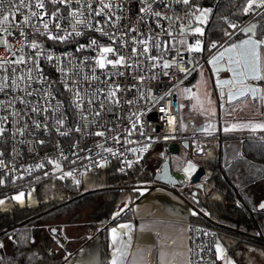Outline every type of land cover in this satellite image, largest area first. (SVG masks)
Returning <instances> with one entry per match:
<instances>
[{"label": "built area", "instance_id": "built-area-1", "mask_svg": "<svg viewBox=\"0 0 264 264\" xmlns=\"http://www.w3.org/2000/svg\"><path fill=\"white\" fill-rule=\"evenodd\" d=\"M31 3V8L20 9L10 27L5 25L12 35L0 33V62L5 59L15 61L22 54L19 51L21 43L26 58L32 57L26 64L0 66V84L4 85L0 90V128L3 129L0 133V161L3 162L0 180L59 178L70 185H82L83 176L91 171L99 174L109 168L129 179L133 171L141 173L144 164L150 160L158 164L155 172L159 171L161 162L170 160L172 167L186 177L183 185H189L187 175L192 170L186 172L185 169L189 163L194 167L200 163L188 158L187 153L205 154L199 142L203 139L216 140L217 147L221 148L225 132L214 119L203 120L197 129L185 130L180 120V101L192 98L207 60L225 46L234 44L244 27L255 25V40L264 39V24L262 32L256 34L259 16H263L264 22V7L254 5L242 20L229 21L237 25L229 28L227 33L230 35H224L204 49L202 36L198 38L196 33L187 31L182 35L180 32L181 24L192 21L196 8L202 9L203 5H184L177 0H146L145 3L141 0H80L79 3L71 0L65 6L45 0V8L40 10L34 6L35 0ZM89 4L92 12L87 7ZM103 4L110 7L102 8ZM142 8L148 11L142 12ZM31 11L46 13L43 21H49L51 14L58 12L49 23V31L56 36H67V39L49 40L47 33L41 35L44 29L39 17H31L29 21V25L40 28L39 32L24 24V17ZM70 11L78 16L83 13L80 18L86 19L85 23L76 25L80 35L75 34V19L69 15ZM95 11L101 14L97 16ZM8 12L7 0H4L3 13ZM156 12L161 16H156ZM16 22L20 23L19 27ZM56 23L61 25V30L56 29ZM97 27L103 32L96 31ZM21 30L26 38L20 35ZM4 39L9 43V50L3 46ZM182 39L185 44L180 43ZM197 39L201 42V51L189 52L188 46L194 45ZM93 40L97 41L96 45L91 44ZM32 41L39 43L41 48L32 49ZM140 41L147 42L149 52L133 56V48L138 53L143 52L145 45ZM157 43L160 47H156ZM213 43L215 48L211 47ZM101 47L114 49L116 54H106L108 60L115 61L118 56H124V65L97 67ZM37 52H40L39 56ZM49 55L52 60L47 58ZM149 56L163 59L149 60ZM164 59L172 66L163 68ZM28 68L33 69L31 80L27 78ZM93 76L96 78L92 79ZM245 84L258 86L257 99L264 109V82L261 79L246 80ZM117 87L119 91L115 97H110L109 91H115ZM77 93L80 99H77ZM33 108L40 111L33 112ZM161 108L166 112H161ZM97 112L100 115H96ZM169 118L174 120L171 125ZM58 120L63 121L62 126ZM98 131L105 135H95ZM128 132L132 134L128 135ZM113 137H118L119 143ZM183 140L188 142L187 147L181 144ZM172 144L177 145L176 151L171 150ZM105 149H112L115 155ZM49 160L59 163L60 170H56ZM129 161L131 167L127 166ZM38 164L43 166L37 168ZM66 172L72 175L63 176ZM29 184L17 189L29 187ZM130 185L127 181L128 190ZM218 233L214 226L187 221L188 264H216Z\"/></svg>", "mask_w": 264, "mask_h": 264}, {"label": "trees", "instance_id": "trees-1", "mask_svg": "<svg viewBox=\"0 0 264 264\" xmlns=\"http://www.w3.org/2000/svg\"><path fill=\"white\" fill-rule=\"evenodd\" d=\"M245 2L190 0L193 5L212 9L202 35L204 49L224 37L229 21L245 17ZM263 24V16H259L256 34L262 32ZM238 152L239 159L229 160L225 148L214 147L211 160L198 162L207 174L210 192L197 190L195 203L192 189H185L183 197L192 202L195 221L264 245V208L260 207L264 204V139L244 138ZM1 180L0 191L9 193L33 177ZM98 180V187L84 190L82 185H70L63 179L41 178L33 185L35 204H13L0 210V264H63L96 236L101 249H106V228L128 217V202L120 212L115 211L119 191L127 188L128 181L136 198L138 188L158 183L152 160L144 164L141 173L133 171L129 179L105 168Z\"/></svg>", "mask_w": 264, "mask_h": 264}, {"label": "crops", "instance_id": "crops-1", "mask_svg": "<svg viewBox=\"0 0 264 264\" xmlns=\"http://www.w3.org/2000/svg\"><path fill=\"white\" fill-rule=\"evenodd\" d=\"M201 77L193 90V97L195 94L196 97L198 95L206 96L205 107L211 110L208 114L203 113L201 108L199 111L196 109V101H194V110L199 119L190 121L187 127L182 125L185 130L197 129L203 120L214 119L225 132L221 138L222 149L230 142H235L239 146L244 138L264 139V135H262L264 130L259 128L255 131L252 130L253 126L264 124V109L257 98L251 99L247 96L254 101L253 110L246 111V113L235 112L230 117H221L219 108L224 99L214 94L211 89L208 91L209 87H205V82ZM211 95H214L218 101L216 106L209 101ZM226 128L232 130L225 131ZM208 140L199 141L204 152L207 148L205 146H208ZM226 153L229 160L237 155L240 156L239 152L237 155L228 151ZM182 186L173 185L170 187L158 182L142 187L138 198L133 201L131 196L128 201L130 204L128 217L118 220L106 228V249H101L100 240L96 236L68 257L63 264H111L112 254L117 247L121 248L124 253L121 257L122 264H188L187 221L195 219L196 214L193 215V212L196 213V211L192 202L182 197L179 189ZM5 198L3 191H0V199L4 200ZM8 202L9 207L13 204L21 205L14 200H8ZM3 207L0 206V210H6ZM120 225H131V229H122ZM113 228L117 229L115 246L112 237ZM218 231L215 242L216 264H228V261H231L232 264H264V245L245 237ZM217 243L223 249L222 259H217Z\"/></svg>", "mask_w": 264, "mask_h": 264}, {"label": "snow or ice", "instance_id": "snow-or-ice-1", "mask_svg": "<svg viewBox=\"0 0 264 264\" xmlns=\"http://www.w3.org/2000/svg\"><path fill=\"white\" fill-rule=\"evenodd\" d=\"M52 2L53 3L59 2V3L65 4V6H68L70 4L71 0H52ZM76 2L79 3L80 0H76ZM141 2L145 3L146 0H141ZM177 2H182L184 5L190 4V0H177ZM7 4H8L9 12H8V14L5 15L3 13L4 0H0V33H6L7 35H12V32L9 31V28L5 27V25H8L10 27L11 24L13 23V21H15L16 14L20 12V9L23 7L31 8L32 3H31V0H19L18 3H16L15 0H7ZM254 5L257 8L264 7V0H248L247 6L243 8V12L245 14H247L249 11H251L253 9ZM34 6L36 9L43 10L45 8V0H35ZM87 7L89 8L90 12L93 11L90 4ZM109 7H110V5H108V4L102 5V8H109ZM141 11L145 12V11H148V9L142 8ZM211 11H212L211 8L201 9V8L197 7L196 12H198L199 15L195 16V20L199 24H206L207 20H208V16L211 13ZM45 14L46 13H43V12L31 11L29 15L24 17L23 23L26 25H29V21H30L31 17H39L42 21L41 27L44 29V32H41V35L47 33L49 40L59 39V40L63 41L65 39H67V36H56V35H53L49 31V23L51 22V20H54L57 17L58 12H53L51 14L49 21H43V15H45ZM100 14H101L100 11H95V15L99 16ZM154 14L158 17L161 16V14L159 12H156ZM69 15L75 19V24L73 25V29L75 31V34L80 35L81 33L79 31H76V25H80V24H83L86 22V19L80 18V16H82L83 13H80V16H78L76 12L70 11ZM189 15H192V14L190 13ZM161 18H165V17H161ZM168 19H171V18L168 17ZM177 19H179V18H177ZM16 26L19 27L20 23L16 22ZM29 26L35 27L36 31H38V32L40 31V28L36 27L35 25H29ZM55 27L57 30H61V25L59 23H56ZM229 27L236 28L237 25L229 23ZM254 28H255V25H252L249 28L243 29V31H245L246 33L253 32ZM95 30L99 31V32H103V29L101 27H97ZM186 31L191 32V33H196V34H199L201 36L204 35V29L199 27V26L194 27V28L191 27V21H189L188 29H186L185 26L183 24H181V26H180L181 34L182 35L185 34ZM168 34L170 36L172 35L171 32H169ZM20 35L22 37H25V33L23 32V30H21ZM225 35H230V34L226 32ZM2 43H3L4 48L6 50H9L10 46H9L7 39H4L2 41ZM140 43L145 45V47L143 48V52L138 53L137 49L133 48L132 49L133 56L143 55V54H147L149 52L147 42L146 41H140ZM180 43L185 44L186 41L182 39L180 41ZM91 44L96 45L97 41L93 40V41H91ZM30 46L32 49L41 48V45L39 43H37L36 41H32ZM156 47H160V44L157 43ZM211 47L215 48L216 44L213 43L211 45ZM23 48H24V44L21 43V47H20L19 51L22 54L19 57H17L15 61H9L7 59L3 60L2 62H0V66H2V64H10V63H15L17 65H20V64H26L28 61H32V57L26 58V56L23 54ZM261 48H264V39L255 40V39H252L251 37H249L248 39H245V40L241 41L240 43L232 44L231 47H229V48L225 49V51L221 52L218 57H213V59L209 61V63H211V64H216L219 59H222L223 57H225V55H227V58L229 60V70L232 71L234 73V76H235V78L231 82H229V81H223L222 82L223 85H229V87H230V90L228 93L229 99H231L232 96H234V95L243 96L249 92L253 95V97H255L257 95L259 90L255 87H251V86L246 85L245 81L248 79H254V80L264 79V76H261V66H260L259 49H261ZM167 50H168L167 46L165 45V51H167ZM188 51L189 52L201 51L200 40L197 39L194 45H189ZM108 53L116 54L112 47H101L100 48V55H99V58L96 60V66L97 67H99L100 69H104L106 67V65H108V64L112 65L113 68L117 67L118 65H120V66L124 65V63H125V57L124 56H122V55L118 56V58L115 61H113V60L107 59L106 54H108ZM36 55L39 56L40 52H37ZM47 58L49 60H52L51 55H49ZM148 59L149 60H161V59H163V57H161V56H156V57L149 56ZM128 66L131 67V65H128ZM162 66H163V68L167 69V68L171 67L172 64L168 60L164 59ZM36 67L38 69L39 66L37 65ZM180 70L185 71V69H183V68H181ZM219 70L220 69L217 68V71H219ZM32 72H33L32 68L27 69V78L29 80L32 79ZM22 78L23 77H21V79ZM95 78H96L95 76L92 77V79H95ZM141 79H143V77H141ZM5 80H7V77H5ZM13 84H16L15 80H13ZM3 86H4L3 84H0V90H3ZM233 88H235V91L232 90ZM116 91H119L118 87L115 91H109L108 95L110 97H115ZM28 94L31 95V92H29ZM76 95H77V99H80L79 93H77ZM21 102H23V101H21ZM114 102L118 103V101H114ZM0 103H2V102H0ZM89 103H91V101H89ZM129 103H131V101H129ZM77 107H79V104H77ZM101 107H103V105H101ZM32 111L38 113L40 110L38 108H33ZM45 111H47V109H45ZM161 112H166V109L161 108ZM95 114L100 115L99 112H97ZM85 119H86V117H85ZM57 123H59L61 126L63 125L62 120H58ZM173 123H174V120L172 118H169V124L171 125ZM36 126H37V128H39L40 124L37 123ZM257 128H259L260 130H264V124L253 126L252 130L255 131ZM77 130H79V129H77ZM230 130H232V129H229V128L225 129V131H230ZM2 132H3V129L0 128V133H2ZM21 134H22V131H21ZM62 134H64V133H62ZM131 134H132L131 132H128V135H131ZM95 135L104 136L105 134L102 131H98L95 133ZM113 139L116 140L117 143H119L118 137H113ZM105 150L110 152V153H113V155H115V153L113 152L112 149H105ZM49 163L54 164V167L56 170H58V171L60 170L59 163H57L55 161H51V160H49ZM126 163H127L128 167L132 166V162L129 161ZM2 164H3V162L0 161V166H2ZM42 166L43 165L38 164L36 167L40 168ZM189 170H194V166L191 163H189L187 168L185 169L186 172H188ZM71 175H72L71 172L63 173V176H71ZM76 183H79V181H76ZM0 184H3L2 180H0ZM141 194H143V193H141ZM24 195L25 194L23 192H20L19 194L12 196L11 199L16 201L17 203L23 205ZM0 206L6 207L5 200L0 199ZM260 207L264 208V204H261ZM195 214L196 213L193 212V215H195ZM116 215H119V213H116ZM120 228L130 230L131 225H120ZM112 237H113V244L115 246L116 237H117V229L116 228L112 229ZM0 246H2V245H0ZM216 253H217V259L223 258V249L220 247L219 243L216 244ZM123 255H124V253L122 252V249L117 247L112 254L111 264H122L121 257ZM228 264H232V262L228 261Z\"/></svg>", "mask_w": 264, "mask_h": 264}, {"label": "rangeland", "instance_id": "rangeland-1", "mask_svg": "<svg viewBox=\"0 0 264 264\" xmlns=\"http://www.w3.org/2000/svg\"><path fill=\"white\" fill-rule=\"evenodd\" d=\"M204 8H209V7H207V6L203 7L202 6V9H204ZM196 15H199V13L196 12L194 14L193 20L191 21V27L194 28V27L199 26V27L204 29L205 24H199L195 20V16ZM208 18H209V16H208ZM184 26H185L186 29H188L189 22L186 23ZM199 36H201V35L197 34L196 37L199 38ZM260 66H261V76H264V51H263V49H261V52H260ZM201 76H202L201 79L205 82V87L206 88L209 87L208 91L210 89L212 90L211 84L209 83V79H208V76H207V69H206L205 66H203L202 75ZM261 81L264 82V79H261ZM195 95H194V97L192 96L193 99L192 98H183L180 101V104H181L180 120H181L182 125H184L186 127L188 126V123L190 121L193 122V121H197L199 119V116L197 115V113H195V110H194V101H196V106H197L196 109H198L199 111L203 110V113L208 114V112L211 110V109L209 110L208 108L205 107V105H206L205 104L206 96H199L198 95V97H196ZM209 101L211 103H213L215 106L217 105V102H218L214 95L210 96ZM200 108H201V110H200ZM253 109H254V101L249 99L247 96L239 98V99H236L235 101H233L232 103H229V104H227L225 102H222V104H221V106L219 108L221 117H228V116L230 117L235 112L236 113L237 112L246 113V111L253 110ZM213 110H215V109H213ZM215 146H217V142L215 140L209 139L208 140V146H205V147H207L206 150H205V154H195L194 155V154L188 152L187 154H189V155H187V157L192 159V160H194V161H196V162H199V161H202V160H205V159L213 158L212 154H213V148ZM225 149H226V151H228L231 154H234V155L238 154V145L235 142L227 143L225 145ZM236 157H238V159L240 158L239 155H237ZM153 166L155 168V167L158 166V164L157 163H153ZM98 175L99 174H96L95 171H91V173L85 174L83 176V180H82L83 189L84 190H88V189H92V188L98 187L99 186ZM206 176H207V174H206V172H204V175L201 177V180H200V183L202 184L203 193L210 192V189H211L210 183L206 181ZM40 180H41V178L35 177L31 182L26 183V184L30 183L29 187L11 190V191H9L8 194H6L5 191H4L3 193L5 194L7 199L6 198L4 199L5 203H6V207H3V208L6 209V210L9 209L10 207H9L8 200L9 201L12 200L11 197L19 194L20 192H23L25 194L24 195V203L23 204H25V205L35 204L36 203V196H35L34 186L33 185L36 182H39ZM183 186H182L183 188L182 187L179 188L180 189V193L182 194V197L187 195L185 189H189V188L191 189L192 188L191 185H183ZM134 189L132 188L131 191H133ZM141 190H142V188H138L136 190L138 192V195H139ZM131 195L133 196L132 197L133 201L138 198V196L135 198V196L133 194H131L127 188L126 189L123 188V189H121L119 191L118 199H117V205H116V210H115L116 212H119V211H121L123 209L125 204L130 200Z\"/></svg>", "mask_w": 264, "mask_h": 264}, {"label": "water", "instance_id": "water-1", "mask_svg": "<svg viewBox=\"0 0 264 264\" xmlns=\"http://www.w3.org/2000/svg\"><path fill=\"white\" fill-rule=\"evenodd\" d=\"M250 26L252 25H247L243 29L249 28ZM243 29L240 31V37L237 38L234 43H240L241 41L248 39L249 37H251L252 39H255L254 30L253 32L246 33L245 31H243ZM229 47H231V45L225 46L221 51L215 53L206 62L205 67L209 73L208 78H209L213 93L218 95L220 98L224 99L225 103H232L236 99H239L244 96H248L251 99L257 98L258 93L255 97H253V95L249 92L243 96L234 95L232 96L231 99H229L228 93H229L230 87L229 85H223L222 82L223 81L231 82L235 78V76H234V73L229 70V60L227 58V55H225V57H223L222 59H219L216 64L209 63V61L212 60L213 57H218L221 52L225 51V49ZM217 68H219L220 70L217 71ZM248 80H254V79H248ZM255 81H258V80H255ZM248 86L255 87L258 89L257 85H248ZM232 90L235 91V88H233ZM181 144L184 147H187L188 142L186 140H183L181 141ZM170 148L172 151H176L177 145L172 144ZM204 172H205L204 168L201 165H195L194 170H192V172H190L187 175V178H188L187 183L191 185L192 187L191 188L192 190L190 191V196H191V200L194 203L197 201V198L195 197L197 190L202 189V184L200 183V180H201V177L204 175ZM185 178L186 177L183 175L181 171H179L178 169H174L172 167L170 160L161 162L159 171L154 173V179L156 181H158L159 183L168 185L170 187H172L173 185H183L185 183Z\"/></svg>", "mask_w": 264, "mask_h": 264}, {"label": "flooded vegetation", "instance_id": "flooded-vegetation-1", "mask_svg": "<svg viewBox=\"0 0 264 264\" xmlns=\"http://www.w3.org/2000/svg\"><path fill=\"white\" fill-rule=\"evenodd\" d=\"M208 74H209V73H208V71H207V76H209ZM208 79H209V78H208ZM209 83H210V81H209Z\"/></svg>", "mask_w": 264, "mask_h": 264}]
</instances>
